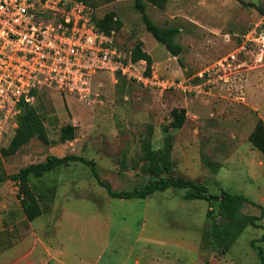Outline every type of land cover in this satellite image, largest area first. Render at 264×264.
<instances>
[{
  "label": "rangeland",
  "instance_id": "rangeland-1",
  "mask_svg": "<svg viewBox=\"0 0 264 264\" xmlns=\"http://www.w3.org/2000/svg\"><path fill=\"white\" fill-rule=\"evenodd\" d=\"M81 1L93 8L96 21L115 13L122 22L116 30L120 44L133 48L142 39L158 76L187 79L200 88L162 90L121 76L114 81L107 73L93 79L87 100L42 86L29 104L46 139L32 137L6 156L1 173L50 154H75L93 160L113 189H131L149 177L140 170L144 147L169 146V175L203 182L211 193L245 195L250 203L241 212L260 216L264 225V156L247 138L256 121H264V50L260 54L259 45L245 37L264 32V14L240 0H168L163 9L145 0L156 24L180 27L175 37L183 48L180 65L145 29L133 0ZM243 1L264 8V0ZM211 66L218 72L206 82ZM174 107L185 108L180 128L170 125ZM65 124L76 127V136L62 142ZM29 184L38 192L54 188L52 201L30 221L17 184L0 180V264H261L251 242L262 227L247 225L225 252L213 244L204 247L202 233L218 216L207 212L211 203L205 199H185V189L113 198L80 160L30 176ZM61 208L66 216L58 223ZM55 241L64 244L60 250ZM256 244L264 250V240Z\"/></svg>",
  "mask_w": 264,
  "mask_h": 264
},
{
  "label": "built area",
  "instance_id": "built-area-1",
  "mask_svg": "<svg viewBox=\"0 0 264 264\" xmlns=\"http://www.w3.org/2000/svg\"><path fill=\"white\" fill-rule=\"evenodd\" d=\"M93 16L81 0H0V148L18 127L20 103L33 100L42 86L87 100L93 79L107 73L114 81L121 76L162 90L200 88L155 70L147 74L146 60L134 59L133 48L120 44L116 30H101ZM252 33L246 41H255L261 54L264 32ZM217 72L218 66L207 69L206 82Z\"/></svg>",
  "mask_w": 264,
  "mask_h": 264
},
{
  "label": "trees",
  "instance_id": "trees-1",
  "mask_svg": "<svg viewBox=\"0 0 264 264\" xmlns=\"http://www.w3.org/2000/svg\"><path fill=\"white\" fill-rule=\"evenodd\" d=\"M163 9L168 0H146ZM241 2L254 7L264 14V8L250 2ZM133 6L140 15L141 21L144 23L145 29L150 32L153 37L162 43L166 49L177 57V62L181 65L182 45L175 41V37L179 33L177 26L158 25L147 14V3L145 0H133ZM113 11L107 12L98 21L93 16L94 23L103 31L119 30L122 22L118 18H114ZM134 59L143 58L147 62L146 73H150L152 58L149 53L142 49V41L139 40L133 45ZM36 93V91H34ZM21 112L18 115V127L13 135L8 139L6 146L0 148V180L10 179L18 186V196L22 212L27 220H33L43 213V205L51 202L54 196V188L51 186L48 191H35L29 184L30 176L42 177L45 173L54 168L67 163L70 160H80L84 164L91 167L94 178L103 186L110 197L130 199L144 198L156 191H164L168 188L185 189L183 194L185 199H205L210 202L207 210L209 214L214 213L218 219L213 224L208 233H202L201 243L204 247L213 244L220 251H227L235 239L240 235L242 230L247 226L262 227L260 224V216L253 214H245L241 209L245 203H250L249 199L239 193L229 192L221 189L218 193H211L203 182H198L190 178L182 176L169 175L170 162L168 159L169 146L165 149H153L147 144L141 155L143 163L140 170L148 174V179L140 185H135L131 189L116 190L111 184L100 178L95 162L75 154H66L63 156L47 155L45 160L29 163L18 169L17 172L11 174H2L1 166L3 159L14 153L21 145L28 142L32 137H38L41 140L46 139L45 128L42 120L36 112L33 105L27 102L20 103ZM172 120L170 125L174 128H180L185 119V108L174 107L170 111ZM76 136V127L72 124H65L61 128L60 140L62 142L71 141ZM249 142L257 148L264 156V121L258 119L255 126L248 134ZM168 174V175H166ZM211 207V208H210ZM264 240V232L257 239H252L251 246L256 250L261 264H264V250L256 244L258 241Z\"/></svg>",
  "mask_w": 264,
  "mask_h": 264
},
{
  "label": "crops",
  "instance_id": "crops-1",
  "mask_svg": "<svg viewBox=\"0 0 264 264\" xmlns=\"http://www.w3.org/2000/svg\"><path fill=\"white\" fill-rule=\"evenodd\" d=\"M168 2V1H167ZM180 28V27H179ZM141 41H142V49L144 50V51H146L147 53H148V51L146 50V48H143V40L141 39ZM145 46V45H144ZM151 56V55H150ZM152 58V57H151ZM169 61V60H168ZM59 208V207H58ZM56 211H58V210H56ZM58 212H61L60 213V216L57 218V221H58V223L60 222L61 223V220L66 216V214H65V210L64 209H62L61 208V210H59ZM57 228V227H56ZM55 230V229H54ZM57 230V229H56ZM54 235V234H53ZM54 244H55V247H56V250H60L61 249V247L64 245L63 243H60V241H55L54 242ZM54 248V247H53ZM63 249V248H62ZM64 253H66V251L64 252ZM66 255L68 256V253H66ZM74 255V254H73ZM74 258H75V256H73ZM244 264H247V263H244ZM255 264H257V263H255Z\"/></svg>",
  "mask_w": 264,
  "mask_h": 264
}]
</instances>
